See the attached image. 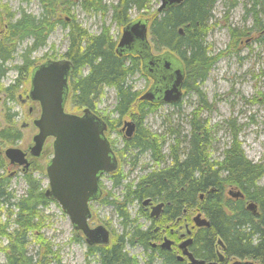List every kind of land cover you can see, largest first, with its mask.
Returning <instances> with one entry per match:
<instances>
[{"label":"trees","instance_id":"trees-1","mask_svg":"<svg viewBox=\"0 0 264 264\" xmlns=\"http://www.w3.org/2000/svg\"><path fill=\"white\" fill-rule=\"evenodd\" d=\"M38 1L42 11L40 15L36 17L22 11L18 18L10 22L6 35L0 41V81L8 69L6 63L13 58L19 43L30 36L33 41L29 48L45 46L48 34L55 26L63 24L61 17L69 13V6L79 2ZM101 1L82 0L80 6L85 11L97 10ZM149 1L116 0L109 5L111 18L118 26L123 27L130 22V10H145ZM249 1L253 2L254 8L259 9L258 13L263 11V0ZM215 2L216 0H184L181 5L163 11L158 16H151L152 43L157 49H168L182 58L186 69L185 89L193 92L201 105L206 100L200 87L216 61V57L208 55V48L204 44L209 30L210 11ZM249 10L245 11L248 13ZM255 23L259 26L256 29L261 30L259 19ZM179 30H182V35L178 33ZM67 31L69 43L65 56L72 63L69 79L71 92L67 104L77 109H94L95 100L101 97L103 88L108 87L113 88L117 96L114 109L117 115L119 118L127 116L137 98L127 79L138 72V60L135 57L118 58L113 51L116 42L107 30L90 35L78 23L70 22ZM230 33L233 36L240 35L234 34L232 30ZM241 34L245 35V32ZM262 41L264 33L259 43ZM29 67L27 59L19 69L29 70ZM18 86L17 82L6 88V91L13 90L16 93ZM189 123L186 147L169 151L173 158L169 166L159 167L164 162L162 146L149 131L137 127L134 137L125 142V147L137 149L136 153L149 152L158 168L149 170L138 177L136 182L127 184L122 202L113 203L122 218L123 229L127 227L128 230L123 234L130 239L139 237L145 249L150 247L148 241H151L152 235L139 232L137 227H133L127 206L132 202L151 198L168 203L164 209L167 218L174 214L182 217L183 210L187 209L200 213L202 218L208 220L209 227L197 229L194 237L198 259L205 262L215 259L214 250L218 246L217 241L221 240L225 262L251 260L256 264H264V186L259 184L264 177V164L254 163L246 157L237 141L238 131L235 129L232 130L230 144L222 150L221 157L211 159L208 154L211 147L207 142L208 133L204 123L194 120ZM9 182L10 176L0 174V208L5 207L6 211L5 219L0 218V238L5 239V244H0V254H3L5 264H60L57 251L50 248L41 234L39 210L53 199L45 196L41 184L31 176L24 178L27 189L19 197L13 196L9 190ZM121 183L122 176L116 178L115 184ZM228 191H239L243 197H230ZM249 202L256 206L255 212L247 209L246 204ZM29 237L34 238L33 242L38 249L33 255L27 249ZM94 253L90 250L87 254L95 255ZM98 257L100 264H138L134 257L126 255L123 245L117 241L111 248L101 249Z\"/></svg>","mask_w":264,"mask_h":264},{"label":"rangeland","instance_id":"rangeland-1","mask_svg":"<svg viewBox=\"0 0 264 264\" xmlns=\"http://www.w3.org/2000/svg\"><path fill=\"white\" fill-rule=\"evenodd\" d=\"M115 1L102 0L100 8L89 11L81 8L82 0L69 6V13L61 17L63 24L55 26L48 34L45 46L39 48L34 53L35 56L41 58V56L49 54L54 59L62 58L63 52L68 46L67 25L69 22L78 23L90 35H97L101 30H107L112 40L117 42L122 26H118L111 18V8H109V5ZM262 2L264 4V0ZM5 5L15 16L22 10L36 17L42 12L38 0H29V2L0 0V7H5ZM146 6L147 8L140 12L135 9L130 10L129 21L141 17L150 19L155 15L159 0H150ZM250 6L249 0H216L210 11L209 30L206 33L204 44L208 48V55L216 57V61L200 87L206 100L204 105L199 104L195 94L188 92L180 101V105L177 106L152 105L146 101L141 103L136 100L127 116L119 118L114 110L117 100L115 90L108 87L103 88L101 97L94 102L93 111L101 118L103 117L108 124L109 129L106 137L120 158L118 172L122 174L121 186L116 189H112V181L108 176L102 177L100 183L104 191L111 190L114 197L120 199L123 194L122 190L127 184L136 182L138 177L149 170L158 168L152 158L148 157V152L135 162L132 156L137 149L132 150L124 147L125 139L122 137L120 128L124 120L128 119L136 123L139 121L138 127L155 135L162 146L163 166L167 163L166 155L170 150L178 151L180 148L186 147L191 120L204 123L208 133L206 135L207 142L211 147L208 151L211 159L221 157V152L230 144L232 130L235 129L238 131L237 141L240 142L246 157L254 163L264 164V41L259 43L263 34L261 30L264 29V6L263 11L259 13V9L256 7L257 15L245 11ZM65 17H68L69 21L65 20ZM256 19H259L261 23V30L256 29L259 27L255 25ZM231 30L234 34L240 33L239 37L233 36L230 33ZM242 32H245V35L241 34ZM235 38L238 40L235 41ZM22 48L16 49L13 59L7 66L19 64L17 55ZM160 51L154 49L156 53ZM16 74L15 71L9 70L4 76L2 85L14 81V78L18 76ZM29 78L28 76L25 84L16 94L21 92L24 96L29 92ZM127 82L137 97L143 95L151 84V81L139 71L129 77ZM16 94L13 97L14 101L8 103V108L4 107L3 109V106H0V110H2L0 111V121H3L0 129L5 128L6 119L13 112L17 114L13 119L14 129H20L22 122H29L26 108L31 104L21 105ZM66 107L68 113L74 114H80L82 109H77L70 104ZM31 129H24L22 132L24 139L30 138L34 134L35 131ZM49 150H51L50 147ZM46 159L47 157L42 162H45ZM143 165H148V167L144 168ZM12 169L14 168H8V170ZM6 172L5 169L3 174L5 175ZM31 177L41 184L44 191L48 188L45 175L38 177L34 174ZM259 184L264 186V177L260 179ZM26 189L24 178L19 173L10 177L9 190L13 196H21ZM96 202L90 203L93 218L89 220V224L93 226L101 223L108 225L111 234H113L112 241L115 242L119 233L123 231L122 218L113 206ZM138 207L139 204L132 202L127 206V212L135 226L142 227L147 225V219L141 211H138ZM5 214V207H1L0 218L2 220L5 219ZM193 214L195 215L196 212L193 211ZM39 215L42 221V237L46 239L53 251H57L60 264H99L96 255L87 254V246H85L83 237L73 230L68 216L56 201L52 200L46 206L41 207ZM33 239L30 238L27 247L30 255L38 250ZM0 244L4 245L5 239L0 238ZM125 251L129 255H133L138 264L145 261L141 248L130 246L125 247ZM0 264H5L2 253L0 254Z\"/></svg>","mask_w":264,"mask_h":264},{"label":"water","instance_id":"water-1","mask_svg":"<svg viewBox=\"0 0 264 264\" xmlns=\"http://www.w3.org/2000/svg\"><path fill=\"white\" fill-rule=\"evenodd\" d=\"M182 2L183 0H159L157 10L166 11ZM147 25V19H137L123 26L115 51L118 55L124 52L138 54L143 60L142 71L153 78L158 76L159 87L145 91L139 97L140 101L176 103L181 96L180 72L177 67L172 77L171 70L169 77L172 78L169 79L165 68L167 65L175 68L178 64L172 59L169 51H165L161 58L155 59L151 56L147 45ZM262 32L264 33V29ZM69 70V61L56 60L37 66L30 75L27 96L32 101H38L40 108V113L34 121L38 132L32 139V152L37 155L45 139L52 138V156L45 168L48 183V188L44 191L45 196L60 205L73 230L81 232L85 244H106L109 240L108 231L102 225L94 228L88 225L91 217L89 202L99 195L98 178L105 172L115 171L117 161L103 134L104 124L97 116L90 113L88 108H84L80 115L65 111ZM124 126H128L125 134L131 135L133 125L125 122ZM3 153L11 163L25 165L24 153L19 148L8 147ZM227 194L233 198L243 197L239 191H228ZM149 201L144 200L143 205ZM161 206L162 203L153 207L154 213H157ZM246 207L255 212L256 206L253 203H247ZM193 220L197 227H209L208 220L202 218L200 213L195 214ZM217 242L223 247L221 240ZM188 243L189 240L183 241L182 247ZM218 258L221 259L222 256L219 254ZM191 261L194 264H218L193 259ZM231 264L254 263L251 260H233Z\"/></svg>","mask_w":264,"mask_h":264},{"label":"flooded vegetation","instance_id":"flooded-vegetation-1","mask_svg":"<svg viewBox=\"0 0 264 264\" xmlns=\"http://www.w3.org/2000/svg\"><path fill=\"white\" fill-rule=\"evenodd\" d=\"M25 2H28L26 0H23ZM184 1V0H183ZM183 3V2H182ZM181 3V4H182ZM252 1H251V6H250V10L248 12H250L251 14L254 15V13H256L255 9L252 5ZM179 4V5H181ZM178 6V5H176ZM173 6V7H176ZM159 7V6H158ZM158 7L155 10V14L156 16H158L160 13L162 12H158ZM23 11V10H22ZM22 11H19L18 15L15 16L13 12H10L6 5L5 7H0V41L1 39L6 35V32L8 30V26L10 24L11 21H13L15 18H18L20 16V14L22 13ZM24 12V11H23ZM139 19H147L148 20V31H147V45H148V49L150 50V54L153 58H158L164 54L165 51H169L172 59H174L175 62H177L178 66L174 67H170L169 65H167V67L165 68V70L168 73V77H169V73L172 70V73L174 71H176V68L179 69V74L181 76V83H180V88L179 91H181V96L180 99L177 100L176 103H162V102H148L152 105L155 104H161V105H170V106H177L180 105V101L182 100V98L184 97L185 94H187L188 92H191L189 90L186 91L185 89V85H186V69H185V65L184 62L182 60V58L179 57V55H177L176 53H173L172 51L168 50V49H164V50H159V53L154 52V49L158 50L154 43H152V40L150 38V25H151V18H144L141 17ZM65 20H68V17H65ZM137 20V19H135ZM134 21V20H130ZM129 22V23H130ZM70 23V22H69ZM68 23V24H69ZM128 24V23H127ZM62 25V24H60ZM59 26V25H58ZM122 29V28H121ZM122 33V31H121ZM178 33L180 35H182V30H179ZM121 35V34H120ZM120 38V37H119ZM33 39L28 36L26 38L23 39V41L21 43H19L20 45L18 47H23L20 51V53L17 55V58L19 60V64L18 65H13V66H7V64L13 59L9 60L6 63L7 66V71L5 72V74L9 71L12 70L13 72L15 71L18 75L16 78H14V81H12L9 84L6 85H2V81L4 79L5 74L3 75L1 81H0V106L7 107L8 108V103H12L14 101V95L16 93H13V90L10 91H6V88H10L11 86H14L15 83H19V89L18 91H20V89L22 88L23 84H25V80L27 79V77L29 76V85H30V79H31V73L32 71L39 65L42 64H46V62H52V61H56V60H65V61H69L70 64V70L72 67V63L70 62L69 58L65 56V52L66 50L63 52V56L62 58L59 59H54L52 58L49 54H45L43 56L40 57H36L35 56V52L41 48V47H37L34 49L29 48L32 44ZM119 42L118 41L115 43V47H114V52L116 53L115 49L116 46ZM69 43V42H68ZM17 47V48H18ZM44 47V46H43ZM68 47V46H67ZM14 54V53H13ZM118 58L121 57H135L138 62H139V72H141L142 74H144L150 81L151 84L150 86L145 90H149L150 88H155V87H159V78L158 76H156V78H153L151 76H149L148 74H146L144 71H142V65H143V60H141V57L138 54H134V53H128V52H124L121 53L120 55H118L116 53ZM14 56V55H13ZM28 59L29 61V70L27 69H19V66H23L25 61ZM27 70V71H26ZM70 70L68 72V77H67V81H66V85H67V91H66V101L64 104L65 107V111H66V106L68 105V99H69V95H70V85H69V79H70ZM29 72V75L27 76V73ZM171 73V74H172ZM174 74L172 75V77H174ZM171 76L169 77V79L172 78ZM17 91V92H18ZM144 91V92H145ZM193 93V92H192ZM194 94V93H193ZM20 102L21 105H26V103H29L31 105H29L26 109L27 112L26 114L28 115V119L29 122L25 123L22 122L21 123V128L18 129H14L13 127L15 125H13V119L16 117V113H11L10 116H8L7 120V124L5 125V128H1L0 129V174L4 175V171L6 169V174L5 176H10V177H14L16 175H18V173L23 177H29L32 176L34 174L38 175V177H41L43 175H45V178L47 180V176L45 173V168L47 166V164L49 163V159L52 156V151L49 150V147L51 148V144H52V138L49 137L47 139H45V142L43 143L41 149L39 150V153L37 155L34 154V152H32V147H33V137L37 134L38 130L36 129V127L34 126V121L37 119L39 113H40V108H39V104L38 101H32L27 95L28 93H25L24 96H22V93L19 92V94H16ZM140 97V96H139ZM139 97L136 98V100L138 102H145L144 101H140ZM5 105V106H4ZM84 108L87 107H82L81 112ZM89 109V108H88ZM2 111V110H0ZM90 113H93L95 116H97V118L100 120L101 123L104 124V131L103 134L106 137V133L108 132V124L105 121V119L100 116H98L93 109H89ZM7 112V111H6ZM67 112V111H66ZM80 112V114H81ZM68 113V112H67ZM70 114V112H69ZM74 114V113H73ZM77 114V115H80ZM119 116V115H118ZM7 117V116H5ZM3 121H0V125ZM125 122H130L133 125V130L131 132V135L127 136L125 134L126 129L128 128V126H124ZM122 127L120 128V132L122 134V137H124L125 142H127L128 140L132 139L135 135V132L137 130V123L131 120H124V122L121 125ZM190 126V124H189ZM27 128H32L31 130L35 131L34 134L27 139H24L22 132L24 131V129ZM14 129V130H13ZM107 138V137H106ZM108 140V139H107ZM109 142V141H108ZM110 145V143H109ZM8 147H12V148H19L23 153H24V160H25V165H17V164H13L9 161L8 158H6L4 150H6V148ZM125 147V145H124ZM110 148H112L113 154H114V159H116L117 161V166L115 168V171L112 172H105L104 174H102L99 178H98V182H97V187H98V192L99 195L97 198H95V200L90 201L89 202V211L91 214V210H90V203H100V204H107L110 206H113V203H117L118 202H122V198L124 195V188H123V194H121L120 199H118V197H114L113 192L111 190L108 191H104V188L102 187V184L100 183V179L102 177L108 176L109 179L112 181V189H116V187H120V184H115L116 183V178H121L122 174L120 172H118L120 169L119 165H120V158H118L115 149L110 145ZM130 149V147L128 148ZM133 150V149H132ZM149 153V152H148ZM144 153H136L133 154L132 158H134V161L136 162L140 160L141 156H143ZM147 154V153H146ZM166 159H167V163L166 166H169L172 164V156L170 155V153L168 152L166 155ZM46 159L45 162H42L43 159ZM148 157L151 159V155L149 153ZM163 166V162H161L159 164V167ZM144 168H147L148 165H143ZM8 168H14L12 170H8ZM200 198V197H199ZM146 200V199H144ZM135 201L137 204H139L138 207V211H141L143 213V215L145 216V219H147V225L145 226H135V223L133 225V227H137V229L139 230V232H147L149 234L152 235V239L151 241H148L149 244V248L145 249L143 244H141V241H139V237H135L133 239H130V237L128 238L127 236H125V234L128 230L127 227L125 229H122L123 231H121V233H119L116 241L119 243L121 242V244L123 245V250L125 251V247H138L141 248L142 253L144 254L145 257V261L141 262L140 264H146L151 263V264H194L192 263V259L193 260H200L196 257V252H195V241H194V237L196 234L197 229L203 228V227H197L194 223L193 217L195 216L193 214L192 210H187L184 209L182 212V217H177L176 214L174 215H170V218L165 217V206L168 205V203H164L163 201H158V200H152L151 198H148L147 200H150L148 204L143 205V201ZM162 203V206L160 207V209H158L157 213H154L153 211V207L157 206L158 204ZM198 213V212H197ZM196 213V214H197ZM93 218V214H91V217L89 220H91ZM88 225H90V227L94 228L97 225H102L106 231H108L109 234V240L106 244L103 243H97L96 245H92V246H88L87 244H85V246H87V252L90 250H93L95 253V255L98 257L99 253L101 251V249H106L108 247H112L114 246L115 242L112 241V236L113 234H111L110 228L108 225L101 223V224H96V225H91L89 224L88 221ZM80 234V236H82L81 232L76 231ZM120 236H123V238H120ZM83 237V236H82ZM185 240H189V243L186 244L184 247H182L183 241ZM83 241H84V237H83ZM85 243V241H84ZM218 244V242H217ZM91 248V249H90ZM224 247H221L220 245H216L215 247V253H216V258L210 261H206V262H214V263H218V264H231L233 261L232 260H227V262H225V258H224V251H223ZM97 251V253H96ZM184 252V253H183ZM126 255H128L129 258L134 257L133 255H129L126 251H125ZM221 255L222 258L219 259L218 255ZM190 255V257H189ZM192 258V259H191ZM136 259V258H134ZM98 261H100V257H98ZM203 261V260H201ZM205 262V261H203ZM205 262V263H206ZM254 264H256L255 262H253ZM100 264V262H99ZM197 264V263H195Z\"/></svg>","mask_w":264,"mask_h":264}]
</instances>
